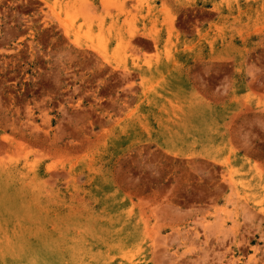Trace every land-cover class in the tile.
I'll list each match as a JSON object with an SVG mask.
<instances>
[{
    "label": "rangeland",
    "instance_id": "374dc122",
    "mask_svg": "<svg viewBox=\"0 0 264 264\" xmlns=\"http://www.w3.org/2000/svg\"><path fill=\"white\" fill-rule=\"evenodd\" d=\"M0 264H264V0H0Z\"/></svg>",
    "mask_w": 264,
    "mask_h": 264
}]
</instances>
